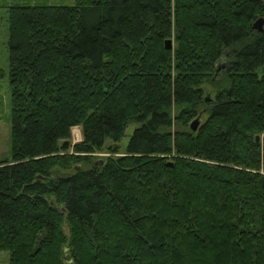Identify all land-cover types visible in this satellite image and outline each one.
Returning <instances> with one entry per match:
<instances>
[{
  "label": "trees",
  "instance_id": "1",
  "mask_svg": "<svg viewBox=\"0 0 264 264\" xmlns=\"http://www.w3.org/2000/svg\"><path fill=\"white\" fill-rule=\"evenodd\" d=\"M46 1L0 0L9 264H264V0Z\"/></svg>",
  "mask_w": 264,
  "mask_h": 264
},
{
  "label": "rangeland",
  "instance_id": "2",
  "mask_svg": "<svg viewBox=\"0 0 264 264\" xmlns=\"http://www.w3.org/2000/svg\"><path fill=\"white\" fill-rule=\"evenodd\" d=\"M49 4H73L74 0H47ZM7 23L4 9H0V160L8 158L11 153V120L9 115V94L10 88L8 83V52H7ZM221 65L226 64V59L222 58L219 62ZM208 89V88H207ZM208 91V90H207ZM210 95V92L206 94ZM134 125H129L126 135L119 144L124 148L128 142ZM81 129L79 126L73 127L71 130V143L81 140ZM105 153H100L104 155ZM0 264H9V255L6 251H0Z\"/></svg>",
  "mask_w": 264,
  "mask_h": 264
},
{
  "label": "water",
  "instance_id": "3",
  "mask_svg": "<svg viewBox=\"0 0 264 264\" xmlns=\"http://www.w3.org/2000/svg\"><path fill=\"white\" fill-rule=\"evenodd\" d=\"M264 22V19L263 18H258L254 23H253V28L255 29H258V30H262V24ZM171 47V40H167L166 41V48H170ZM204 99L206 101H210L211 100V97L210 95L207 93L205 96H204ZM198 122L197 120L195 119L194 121L191 122V127L192 129H196V126H197ZM256 139H258V136H256ZM68 141H66L65 143H67Z\"/></svg>",
  "mask_w": 264,
  "mask_h": 264
}]
</instances>
